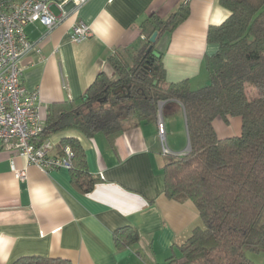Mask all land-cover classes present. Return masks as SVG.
<instances>
[{"label":"crops","instance_id":"1","mask_svg":"<svg viewBox=\"0 0 264 264\" xmlns=\"http://www.w3.org/2000/svg\"><path fill=\"white\" fill-rule=\"evenodd\" d=\"M185 1L90 0L76 13L66 3L67 16L51 31L28 25L27 39L40 52L31 51L21 59V82L27 92H38L43 126L52 104L78 101L100 73L115 78L109 56L117 48L131 52L138 48L140 26L146 19L152 15L166 19ZM188 2V18L171 34L159 36L153 51L161 55L168 82L188 81L191 89H198L208 82L205 59L217 51V45L207 42V31L223 23L229 13L219 0ZM52 8L60 18L62 13ZM79 22L90 29V37L73 43L70 33ZM161 111L167 147L184 152L188 138L183 107L171 100L163 103ZM212 125L218 139L241 133L238 117H229L227 124L216 118ZM47 139L52 155H58L61 140L77 141L89 173L98 182L88 194H80L71 186L68 170L44 172L29 165L12 145L0 147V264L23 257L71 264L181 261L178 246L201 221L192 202L164 195L163 168L170 159L161 154L155 122L111 136L86 138L66 130ZM13 168L23 171L24 179L16 178ZM120 229L135 230L138 243L117 249L113 234Z\"/></svg>","mask_w":264,"mask_h":264},{"label":"trees","instance_id":"2","mask_svg":"<svg viewBox=\"0 0 264 264\" xmlns=\"http://www.w3.org/2000/svg\"><path fill=\"white\" fill-rule=\"evenodd\" d=\"M227 19L209 27L207 42L217 51L205 59L208 82L191 89L188 81L166 80L161 55L149 60L150 38L171 34L189 16V2L166 19L151 16L140 26L138 48L115 49L109 79L96 76L78 101L52 104L40 145L51 134L75 130L86 138L116 135L133 125L155 122L160 104L176 101L183 107L190 152L169 157L163 168L164 195L190 201L201 226L178 246V264H255L247 253L264 254V0H219ZM241 119L238 137L218 139L213 122ZM69 146L73 157L70 184L88 194L98 182L86 165L84 151L73 139H63L58 155ZM117 249L138 243L135 230L113 234ZM169 262L171 259L168 260ZM12 264H71L47 257H23Z\"/></svg>","mask_w":264,"mask_h":264},{"label":"built area","instance_id":"3","mask_svg":"<svg viewBox=\"0 0 264 264\" xmlns=\"http://www.w3.org/2000/svg\"><path fill=\"white\" fill-rule=\"evenodd\" d=\"M90 0H0V147L12 145L24 156L29 165L44 172L65 169L69 170L72 150L63 148L60 155H52V146L47 141L36 144L35 140L43 131L39 116V94L27 92L21 82V59L31 51L40 52L25 34V28L39 24L47 31L54 29L66 16L63 5L71 3L72 12L76 13ZM62 13L58 18L50 8ZM90 37V29L79 22L72 27L70 40L82 43ZM143 39L142 37H140ZM157 135L161 145V154L175 157L185 154L175 153L166 145V134L160 115L156 121ZM18 179H24L25 173L13 168Z\"/></svg>","mask_w":264,"mask_h":264},{"label":"water","instance_id":"4","mask_svg":"<svg viewBox=\"0 0 264 264\" xmlns=\"http://www.w3.org/2000/svg\"><path fill=\"white\" fill-rule=\"evenodd\" d=\"M156 37H157V33H154V34L151 36V38H150L151 46H150V47L148 48V50H147L148 53L152 50L153 45L156 43ZM159 56H160V55H159L157 52H155V51H151V54H150V56H149V60L153 61L154 59L158 58ZM162 106H163V103L160 104V107H159L160 110H161ZM187 138H188V136H187ZM188 152H190V144H189V141H188L187 148H186V150L184 151V153H188Z\"/></svg>","mask_w":264,"mask_h":264},{"label":"rangeland","instance_id":"5","mask_svg":"<svg viewBox=\"0 0 264 264\" xmlns=\"http://www.w3.org/2000/svg\"><path fill=\"white\" fill-rule=\"evenodd\" d=\"M52 7H54V6H51L50 10L54 14L55 13V9L52 8ZM161 114H162V111H161ZM246 255H247L248 259L251 260L252 262H254L255 264H264V254L255 255L253 253H247Z\"/></svg>","mask_w":264,"mask_h":264}]
</instances>
